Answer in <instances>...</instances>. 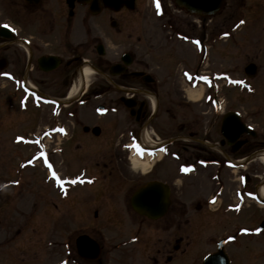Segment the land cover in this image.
<instances>
[{"label":"flooded vegetation","instance_id":"obj_1","mask_svg":"<svg viewBox=\"0 0 264 264\" xmlns=\"http://www.w3.org/2000/svg\"><path fill=\"white\" fill-rule=\"evenodd\" d=\"M229 1L237 8L224 20ZM134 2L135 9L138 0ZM131 11L127 6L106 7L103 0L97 14L91 13L90 4L78 1L72 6L68 0H0V85L5 82L8 90L0 100V129L19 130L14 144L36 149L13 173L7 168L0 175V225H7L11 206L21 201L20 191L27 195L25 174L36 169L41 182L48 184L45 188L54 191L52 211L62 201L72 221L78 214L81 227L70 237L71 264H100L101 259L104 264V239L110 238L100 228L126 227L136 233L120 235L127 240L114 247L122 248L145 239L139 235L143 225L162 232L157 241L145 242L151 246V264H189L194 248L183 228L209 222L217 230L232 231L207 239L203 245L211 248L200 264L213 254H225L228 264H234L233 252L241 246L247 249V244L259 245L250 256L264 259V0H224L211 18L196 15L200 31L207 30L206 21L213 18L222 17V22L214 23L210 36H194L200 60L193 64L172 60L152 66L136 58L134 49L111 61L103 58L106 47L99 38V61L93 65L90 17L105 15L117 29L122 17L131 25ZM11 12L23 22L16 31ZM164 19L156 22L161 30ZM6 27L8 37L1 34ZM251 29L260 47L250 50L240 73L236 65L222 71L208 68L216 50L209 41L224 36L221 41L227 38L231 47L240 48L244 41L239 32ZM179 34L183 40L182 31ZM245 41L250 44L251 38ZM85 65L98 70L97 82L85 83L81 94L70 99V87ZM194 91H199L197 100L191 96ZM32 127L36 131H29ZM73 146L84 154L69 150ZM142 154L148 158L147 170L133 164ZM61 157L76 162L77 169L72 164L61 172ZM189 182L194 188L190 193ZM153 183L160 186L155 190L161 201L169 203L157 219L141 215L133 205L136 193ZM45 194L35 193V198ZM77 206L81 210L76 211ZM143 206L163 210L161 205ZM93 242L98 262L89 260L95 256Z\"/></svg>","mask_w":264,"mask_h":264},{"label":"rangeland","instance_id":"obj_2","mask_svg":"<svg viewBox=\"0 0 264 264\" xmlns=\"http://www.w3.org/2000/svg\"><path fill=\"white\" fill-rule=\"evenodd\" d=\"M229 2V8L231 9H228L229 12L227 10L224 12V16L222 17H227L224 20H230L233 17V15L230 17V14H233L231 12L236 11L237 8L235 2L232 1L235 9L232 8L231 1ZM131 14L134 18V20L129 21L131 25L125 23L127 21L122 17L123 19L120 20L121 25L117 29L110 26V20L108 21V17L105 15L101 18L90 17L92 32L91 59L93 65H96L95 63L99 61V56L96 54L99 38L102 39L100 41H103L106 47L107 57H103L104 59L109 58L111 61H117L122 52L134 49L136 51V58L146 60L152 66L166 65L165 62L171 63L172 60H183L190 65V63H194V60H200V52H197L194 36L196 34L202 35L203 33L210 36L214 23L216 21H218V24L222 22V17L219 20L213 18L212 22L206 21V23H209L207 30L200 31L201 20L195 15L189 13L186 15L184 11L175 5L174 1L169 0L163 3L159 2V7H157V0H138V5L131 11ZM129 17L126 16V18ZM158 17L165 18L163 24H161L163 30L157 26ZM10 21L14 24L12 27L15 31L23 23L21 18L15 15L14 12H11ZM256 27L259 26L257 25ZM180 31L184 35L183 40H180ZM245 32H239L241 40L244 41V44L240 48L231 47V42L225 41L227 38L221 41L220 38L222 39L224 36H217L220 42L215 39L211 41L205 40L206 42L209 41V44L215 43L213 48L215 49L216 47V50L211 51L208 68H216L222 71L236 65L240 66L238 72L240 73L245 61L250 56L247 55L250 54V50L259 51L260 47H256L259 36L255 35L252 29L247 34ZM218 33H215V35ZM248 36L251 38L250 44L245 41ZM3 55V52L0 51V57ZM92 67L94 68V66ZM98 73V70L95 69L89 77L88 84L97 82ZM5 85V82H2L0 85V100L7 96L8 90L4 89ZM72 86L69 91H71ZM30 130L36 131L34 127ZM19 133H21L19 130L0 129V175L7 168L9 172L13 173L18 162L29 157L36 150L30 145L26 147L15 145L14 137ZM101 140H105V138L103 137ZM76 149L73 146L69 150L77 152V154H84L83 151L85 150L81 149L83 151H77ZM19 156L21 157L20 159ZM63 160V157L59 159V169L61 172H66L67 168L72 167V164L73 170L77 169L78 165L76 162H72L71 164L66 159L65 161ZM93 172H96V169H93ZM36 173H38V170L29 169L25 174L27 183L24 188L26 187L27 189V195H25L23 190L20 191L22 193V196H20L21 201L15 202L11 206L10 213H7V225H0V264H71L70 237L78 235L80 232H77V230H80L79 228L81 227L79 222L76 221L78 214L75 215V221H72L70 208L67 203H63L62 201L58 202L59 208L53 212L51 206L54 205L51 195L54 194V191L50 187L49 190L46 189L45 187L48 184L44 180L41 182V178ZM43 173L45 177V171ZM190 183L187 190L189 193L194 190ZM38 192L42 194L45 192L46 194L45 196L38 195L35 198V193L37 195ZM33 198H35L34 201L36 200V202L33 201ZM76 208V211L81 210L80 206ZM262 217H264L263 212ZM100 230L103 236L110 238L104 239L105 245H107L106 250L103 252L104 264H151L148 260V256L150 255L149 248L151 246L147 248L145 242L148 240L149 244L153 243L158 240L159 234L162 235L161 230L143 225L139 235L145 239H140L142 241L138 242L139 244L135 243L127 247L116 248L114 247L115 244L127 240L119 239L120 235H123L121 238H126L127 236L130 237L134 232L126 227L100 228ZM229 231H232V229L217 230L210 222L201 227H184L183 236L191 239L192 243H194H191V248H194L195 256L191 257L190 260L192 262L188 263L200 264L202 256L211 248L203 245L207 242V239H212L213 237L218 239V237L225 235ZM246 235H250V232ZM251 236H253V233H251ZM244 247H238L235 253L233 252L234 264H260L263 262L264 259H254L252 255L250 256V254H253L252 250L255 251L261 248L259 245L251 246V244H247V249Z\"/></svg>","mask_w":264,"mask_h":264},{"label":"water","instance_id":"obj_3","mask_svg":"<svg viewBox=\"0 0 264 264\" xmlns=\"http://www.w3.org/2000/svg\"><path fill=\"white\" fill-rule=\"evenodd\" d=\"M68 1L72 4V6L75 3V1H80L82 3L89 2L91 3L92 12H96L94 11L96 8H98L99 10V0H68ZM103 2L105 6L113 8L114 10H119L124 6H128L129 8L132 9L134 8V0H103ZM175 2L177 3V5L185 8L191 14H203L204 16L207 17L217 13L222 7L224 0H175ZM7 30H8L7 28L2 29L1 31L2 36H7V37L9 36L7 32H5ZM99 52L101 55L104 54V51L101 47H99ZM116 67L117 66L113 67L114 70L116 69ZM158 187H160L158 186V184L155 185L153 183L145 188H142L139 192L136 193V195L134 196L133 205L138 213H140L141 215L148 216L152 219H157L165 213L169 203L168 201L165 203L161 201L160 199L161 196L158 195L157 194L158 192L155 190ZM153 191H155V193ZM143 205H147L148 207L152 205L153 206L161 205L163 206V210L158 211L155 209L146 208ZM220 247H222V244ZM92 249H93L92 253L95 254V256L89 259L90 261H94L99 257V249L96 246L95 242H93L92 244ZM80 250L82 251L81 248ZM204 264H228V261L225 254H213L207 257Z\"/></svg>","mask_w":264,"mask_h":264},{"label":"bare ground","instance_id":"obj_4","mask_svg":"<svg viewBox=\"0 0 264 264\" xmlns=\"http://www.w3.org/2000/svg\"><path fill=\"white\" fill-rule=\"evenodd\" d=\"M95 71L93 67H90L89 65H85L83 67V71L81 74V77L78 79L77 83L72 87L69 97L70 99L78 97L81 94V91L83 90V87L85 83H88L90 75ZM191 96L193 100H197L199 98V91H194L191 93ZM142 157H134L133 164L139 168L142 167L144 170H147L149 168L148 165V158L147 155H141ZM142 159V161H141ZM262 197L264 198V192L262 194Z\"/></svg>","mask_w":264,"mask_h":264},{"label":"snow or ice","instance_id":"obj_5","mask_svg":"<svg viewBox=\"0 0 264 264\" xmlns=\"http://www.w3.org/2000/svg\"><path fill=\"white\" fill-rule=\"evenodd\" d=\"M157 7H159V0H157ZM242 23H243V21H242ZM197 43H199V42L197 41ZM205 79H206V78H205ZM61 131H63V129H62ZM49 167H51V165H49ZM53 175L56 176V173L54 172ZM57 178H58V177H57ZM73 183H76V181H73ZM245 231H247V230L245 229ZM257 231H260V230L257 229Z\"/></svg>","mask_w":264,"mask_h":264}]
</instances>
